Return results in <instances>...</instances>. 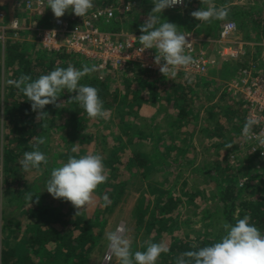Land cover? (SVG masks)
I'll return each mask as SVG.
<instances>
[{"label": "trees", "instance_id": "trees-1", "mask_svg": "<svg viewBox=\"0 0 264 264\" xmlns=\"http://www.w3.org/2000/svg\"><path fill=\"white\" fill-rule=\"evenodd\" d=\"M117 1L133 3L135 7L132 10H122V12H120L118 11ZM212 2L215 6L219 7L217 3L227 2V0H212ZM93 4L95 7L113 5L117 8L112 20L108 24L102 25L104 30L113 32L125 31L131 34H141L140 26L154 7L152 0H93ZM18 5L21 6V0H19ZM185 5L184 8L179 10L165 9L161 15V22L167 21L175 23L179 27L178 30L183 34L205 28V34L208 35L207 38L219 40L221 26L225 24L226 21H237L236 19L240 18L244 20L247 17L246 12L242 11V9L232 8L226 20L215 19V21H211L210 23L199 24L200 21H192L190 19V13L199 8H206L208 5L203 4L202 0H185ZM47 10H49V8ZM47 10L39 17V27H51L56 19H52L50 14H47ZM15 15L25 16L22 12H17ZM62 18L65 21L74 22L72 16L68 17L64 15ZM237 22L239 26H241V20ZM256 24H258V22H256ZM258 26L259 25H256V28H258ZM13 33V30L6 29L4 34L7 39L4 43L0 40V90H3V123L1 124L2 130L0 135L2 138L0 161L3 163V182L8 189H11L13 184L17 182L22 186L23 189H19V192L22 193L20 196L21 198L14 199L15 201L13 203L18 210L21 211L26 207H31L33 212L30 213V217L35 220L36 216L43 215L44 217L38 222H35L33 226L28 227L24 232V237L12 247L9 244V240L11 237L17 238L18 234H16V231H20V227L15 224L14 218L10 217L15 211L11 214L1 211L0 221L3 219L1 230L6 234V238L4 249L0 251V264H89L92 257L91 255L95 251L94 249L103 235V228L95 230L93 220H85V217L82 215V217H73L75 216V212L71 210L70 216L72 217V221H70V223L67 221L68 217L64 218L66 220L58 218V220L49 221L50 217H57L67 203L71 204L69 201L58 199L55 209H52L53 213H50L49 208H45L47 205H43V208L37 205V203L31 204V202L25 198L28 192L38 195L40 200H44L45 198L41 195V187L46 184L45 180L49 177L53 168H51L50 164V152L52 150L51 144L54 130L55 132H64L60 142L64 143L65 147H67L66 151L68 155L64 156L66 159H68L69 156L79 157L85 153L81 147L86 143L89 135L79 134L80 129L85 130L104 122L110 125L116 123V125H119V128H125L122 130V134L128 137L127 140L136 141L145 139L150 142L151 148L148 154L135 152L127 158L124 164H122L120 161L123 157L118 154L125 149L126 143L122 138V134L116 133V135H110L112 144H114L111 146L110 150H108L109 154L103 161L108 170V180L106 183L99 185L95 193L99 196V205H104L102 200L103 195L107 194L110 196L112 199L111 205H113V207L104 208L112 212L120 203L118 199L123 195L124 189L127 187L131 177L138 178L139 181L145 182L151 175L160 174L166 177L169 172H171V169L178 168L180 165L171 162L173 161L170 159L171 153H174V155H181L186 161L191 155L193 164L195 155H193V151L190 152V150L191 148L193 149L194 145L186 140H181L180 137L186 125L190 123L196 125L200 121H198L199 114L195 113L196 103L200 100L197 91L198 86L194 80L185 83L184 81L177 83L173 81L169 84L167 82L168 79L165 78H162L164 80H160L161 83L158 84L156 80L159 79L157 78V73L144 69L140 65H131L122 72H115L107 68V72L103 74L102 79L97 70L89 76L84 77L80 83L94 86L99 90V96L103 101L104 108L109 110L106 117L89 118L84 109L80 107L79 103L71 99L75 93H68L67 90H64L60 93V97L58 98V103H61L60 108H56L53 105H46L44 111L48 113V116L38 121L36 119V112H33L31 109V102L27 100V97L24 96L22 92L17 90L14 86L8 85L6 81L9 79H17L23 74H28L33 79H36L41 75L47 74L55 67L67 68L68 65L71 64L77 69H81L85 64L91 66L94 63L83 56L67 53L66 51H46L42 55H38L36 54V47L38 44L35 41L32 45H26L25 42L19 39H13ZM257 52V55H260L259 47H257ZM244 61L243 58L232 60L231 63H229L228 60H223L221 63L223 77H227V79L229 77L230 79L233 78L232 74H230L231 71H240L241 68H244L247 64V62L244 63ZM256 62L257 70L264 74V60L258 59ZM182 75L184 74L177 76L181 77ZM158 85L161 86L162 89L158 87ZM215 93L217 94L218 92H211V94L207 96L210 106L204 111L205 117L202 118L199 130L201 135H205L203 136L205 140H215L213 146L216 150H220L222 143L220 144L217 141L220 139L223 141L227 139L225 132L229 129L224 126L226 121L223 120V117L226 118L227 116L225 120L231 118H237V120H239L240 123L236 125L237 130L235 135L238 136L239 133L240 136L238 138H240L246 121V115L244 117L243 113V116H241V106L244 103L237 107L236 100L229 98L231 101L230 105L227 103L223 106L219 101H214L216 97ZM159 97H161L159 103H162L164 100H166L168 104L171 103L173 108L177 110V114L175 117L172 114L164 115V118L167 120V123L165 122L166 126H160L156 123V117H150L148 119V122L150 121L148 130L142 131L141 126L136 122L140 116V111L143 109L142 104L150 103L154 107H158L159 103L157 104L155 99H159ZM149 100H152L151 102L153 103L149 102ZM212 102L215 103L212 104ZM156 113L159 115L163 112L162 110H158ZM130 114L135 115L134 118L136 120L134 125L131 122H127V117ZM57 120L61 122L56 125ZM133 130H135V132H133ZM164 130H168V133H165ZM135 134H139L141 138H134L136 137ZM106 136L107 135L102 136L101 142L103 145L108 146L109 144L108 139L105 138ZM37 138L46 139V143L40 145V150L48 157L49 163L47 165L42 164L44 172L41 177L25 181L22 172L18 171L23 170L20 165V160L22 158L19 160L18 158L21 157L24 152L33 150ZM175 140L180 141L179 144H176ZM76 146H78V150L74 153L72 149ZM224 146L225 156L223 157V161L218 163H225L224 171H222V169L217 170L216 165L213 167V161L195 169V172L202 173L204 176L208 177V180L212 181L215 188L214 198L217 204L219 203L220 205L221 203L222 207H218L213 212H211L209 207H205L200 213L199 221H197L205 227V236L200 239L202 235L197 232L196 241H191L189 239L175 240L169 246L170 251L161 254L160 264H175L176 258L180 253L188 250H196L199 247L209 246L218 241L224 234L222 228L224 222L235 224L236 219L243 218L246 214L250 215L252 223H254L261 232H264V161L257 157L252 158L247 156L246 164L236 169V167L230 166L229 159L230 153L234 151L231 152L234 146L228 148L227 143H225ZM207 151L208 148L203 149V153ZM187 154L189 156L186 158ZM255 160L257 161L255 162L256 164H263V167L256 168L258 165L254 166L252 163ZM211 172H213L214 175H212ZM225 172H231L235 175H244L243 177H245L246 181L240 184L235 181V177L232 180L223 178ZM242 172L244 174H242ZM124 173H128L131 177L126 178V180L124 178L119 179ZM216 182H218V184H216ZM109 187L112 188L110 192L107 191ZM143 197L144 195L141 194L133 207L132 216L139 228H143L145 225L153 226L156 220L157 224L163 229H167L168 232H171V226L175 228H179L180 226L189 228L192 224L189 220L176 223L175 216H169L180 203L169 193L165 194V196H157L156 204H160L161 207L156 205V208L154 207L152 209H150V204L146 206ZM193 198L195 197L192 196V199ZM21 199H24V202ZM33 199L35 200V197ZM189 203H193L192 200H189ZM71 207L74 209L73 205H71ZM157 208L160 209L159 212H161V215H167L169 218L160 220L154 218L156 215L155 211L158 210ZM99 209L100 208L97 209L98 214ZM148 214L150 215V219L146 220ZM62 216H64V214ZM147 226L145 227L147 228ZM74 229H77V235H74ZM151 241L160 243L159 237H154ZM142 245L143 244L137 246L135 243L132 244L133 251H143L144 248ZM43 255L45 257H43Z\"/></svg>", "mask_w": 264, "mask_h": 264}, {"label": "rangeland", "instance_id": "rangeland-1", "mask_svg": "<svg viewBox=\"0 0 264 264\" xmlns=\"http://www.w3.org/2000/svg\"><path fill=\"white\" fill-rule=\"evenodd\" d=\"M7 2V3H6ZM4 3V1H3ZM19 0H10L5 1V4H1V9L3 8L5 11H8L7 19L11 20L17 12H22L21 6L18 5ZM218 6H227L229 11L232 10V8H239L242 9V11L246 12L247 17L243 19H236L237 21L241 20V26H239V23L234 20H228L233 21L236 23V31L230 37L228 40H225L224 42L220 43L219 40L209 39L207 38L208 35L206 33L205 28H201L200 30L192 31L193 37L196 40V46L198 49H207V53L210 57H212L214 63L209 67V70L207 74L203 76H191V75H182L172 77L171 75H163L162 73H157L159 79L157 80V83L160 84L161 81L165 79H168V83L171 84L174 82H181L184 81H191L194 80L195 83H197L198 86V93L200 96V100L198 103H196L195 107V113L199 114V123L193 124L190 123L184 127V130H182V134L180 139L186 140L189 143L191 142L192 145H194L193 149L191 148L190 152H192L193 155H195L194 162L192 164V156H189L186 159L182 157L181 155H174V153L170 154V159L173 160L171 162H174L176 165H180L178 168L171 169V172H169L168 176L164 177L160 174H154L151 175L148 180L145 182H141L138 180V178L131 177L128 173H124L119 179L124 178H130L129 183L127 184V187L124 189L123 195L118 199L120 202L112 212H109V210H106L104 205L100 204L99 196L94 193V203L90 206H87L86 208L82 209L78 215H76V209L72 208L71 205L67 203L64 208L62 209V212L55 218L49 219L51 220H58V218H67L68 223L72 221V217L70 216L71 211L75 212V216L73 217H79L84 216L83 218L85 220L91 219L94 221L95 224V230L103 228V235L101 236L100 242L97 244L95 251L92 253L91 261L89 264H118L115 257L112 258L110 262L105 261V255L107 251V240L105 238V234L108 231L114 230L118 225L123 224L128 229V235L132 239L133 243L137 246H140L143 244L145 240H151L154 237H159L160 242L165 243L168 247L175 241L180 239H189L191 241H196L197 238V232L200 233L202 236H200V239H202L205 234L206 230L205 227H203L199 222L200 213L205 207H209L211 212L215 211L218 207H222L221 203L217 204L215 197V188L212 184L211 180H208V177L204 176L200 172H195L196 168L204 166L208 162H214L213 167H215L217 170L222 169L224 171L225 163L224 164H218L223 161V157L225 156V143L231 144L234 146V149L231 150L233 153H230L229 159H230V166L236 167L238 169L243 164H246V157H252L255 158L258 156L250 154L252 153L249 149V146L246 144H241L242 142V136L238 138L240 135L238 133V136H236V125L239 122L237 118L227 119L223 117V120L225 122V127L229 128L226 132V138L224 141L222 139L218 140V143H222V147H220V150H216V148L213 146L215 143V140L207 141L203 138L205 135L200 134L199 126L202 123V118L205 117L204 111L205 109L210 106V103L208 102L207 96L211 94V92L217 91L216 97L214 98L215 102H220L223 106H225L227 103L230 105V99L236 100V106L239 107L243 103L242 98L239 95H234L232 92L228 90V84L231 82L230 77L227 79V77H223V69L221 66L222 59L219 57V50L223 45H231V46H240L241 47V53L239 55V59L243 58L245 62H247L246 66L244 68H241V70L250 68V67H257V60H264V0H227V2L223 3H217ZM118 5V11L122 12V10H132L135 7V4L129 3V2H122L117 1ZM9 8V9H8ZM49 10L47 14H50L52 19H55L52 10L50 7H48ZM252 9V11H251ZM3 11V10H2ZM192 12V11H191ZM0 14L1 11H0ZM24 14V13H23ZM251 14V15H250ZM66 16H72L73 12L71 9L66 11ZM23 16V15H21ZM41 14H38L37 12L34 13H28V15L23 16L22 19L26 21V26L30 27L31 29H39V17ZM62 18V17H61ZM190 19L192 21H195L196 19L190 16ZM215 21V19L212 20V22ZM258 22V24H256ZM206 24L208 22H199V24ZM38 25V26H37ZM256 25H259L258 28H256ZM36 33V32H35ZM34 30H26L22 32L20 35V40L22 42H25L26 45H32L34 44ZM207 35V36H206ZM219 41V42H216ZM222 45V46H221ZM209 46V47H207ZM221 46V47H220ZM27 47V46H26ZM202 47V48H201ZM207 47V48H206ZM257 47L260 49V55H257ZM29 48V47H27ZM36 54L42 55L43 51H40L39 47H36ZM257 52V53H256ZM47 56V55H46ZM81 56V55H80ZM83 57L89 59L88 57L82 55ZM238 59V60H239ZM90 62L94 63L97 66L98 73L100 78L102 79L103 74L107 72V69L100 70L98 67V62L94 59H89ZM229 63L232 62V60H229ZM228 63V64H229ZM109 68V67H108ZM111 69V68H110ZM113 70V69H111ZM240 71H231L230 74H232L233 79L240 80L241 78H244V76L241 75ZM115 71V70H113ZM120 72V71H115ZM122 72V71H121ZM161 80V81H160ZM162 89L161 86L158 85ZM209 92V93H208ZM206 96V97H205ZM159 99H155V102L158 104ZM3 90H0V135H1V124L3 123V112H2V103H3ZM152 100H149L151 102ZM215 102H212L214 104ZM153 103V102H151ZM142 110L139 113V118L136 122L141 126V130L145 131L148 130V119L150 117H156V123L160 126H166L167 123L166 118H164V115L166 114H172L174 117L177 114V110L173 108V105L170 103L168 104L166 100H164L162 103L158 104V107H154L150 103H143L142 104ZM242 115L244 113V117L246 115V109L245 105L242 104ZM162 110L163 113H160L157 115L156 111ZM244 111V112H243ZM238 115V114H237ZM135 115L130 114L127 117V122H131L134 125L135 122ZM201 118V119H200ZM246 118V117H245ZM61 121L57 120V123H60ZM166 122V123H165ZM118 125V124H117ZM116 123L109 124L107 122H104L102 124H98L95 127H91L88 129L79 130V134H86L89 135L88 140L86 143H84L81 147L85 151L84 154L89 153H99L104 158H106L109 154V151L112 144V139L110 137L111 134L116 135V133L122 134L123 129L125 128H119V125L117 126ZM132 125V126H133ZM114 128V129H113ZM77 130V129H73ZM136 130V129H135ZM133 130V132H135ZM138 131V129H137ZM165 133H168V130H164ZM54 134L52 135V144H51V152H50V164L51 168L61 166L63 163L67 161L64 156L68 155L67 153V147H65L64 143H61L60 140L63 137L64 132H58L54 130ZM107 135L105 138L108 139V146H105L102 144V136ZM136 137L134 138H141L139 134H135ZM1 138V136H0ZM122 138L124 142L126 143L125 149L120 152L118 155H121L123 159L120 161L122 164H124L128 157L133 155L135 152H140L142 154H148L150 152L151 144L149 141H146L145 139L140 140H127V136H123ZM176 144H179L180 141L175 140ZM2 145V138L0 139V148ZM190 148V147H189ZM208 148V151L206 153H203V149ZM243 148V149H242ZM76 150H78V146L75 147ZM238 150V151H237ZM189 152V150H188ZM236 155V156H235ZM235 156V157H234ZM23 158V154L21 157ZM215 158V159H213ZM217 160V161H216ZM2 162V161H0ZM256 160L253 163V165H258L256 168L263 167V164H256ZM190 168H189V167ZM175 169V170H174ZM44 167L41 165L40 169H31L30 171H24V170H18L22 172L24 176L25 181L34 180L38 177H41L43 174ZM135 172V169H134ZM239 172V171H238ZM4 171H3V164H2V170L0 172V216L1 211L12 213L13 215H10V217L14 218L15 224H17L20 227V231H16L15 233L18 234L17 238L11 237L9 240V244L13 247L15 246L20 239L24 237V232L27 230L28 227L33 226L35 222H38L41 218H43V215L36 216V220L30 217V213L33 212L31 207H26L23 210H18L15 205L13 204L14 201L17 198H21V192H19V189H23L22 186H20V183L13 184L11 189H8L7 186H5L3 179H4ZM212 175H214L213 172H211ZM242 174H244L242 172ZM50 176V175H49ZM244 175L240 174H233L231 172L227 173L225 172L223 175V178H228L232 180L235 177V181L237 183H243L246 181ZM49 177H47L48 179ZM19 179V177H18ZM47 179L45 181H47ZM46 183V182H45ZM218 184V182H216ZM44 184L41 187V195L44 198V200H40L37 203V205H40L44 208H49L50 213H53L52 209H55V205L58 202V199H54L46 190H45ZM106 190V189H105ZM112 190L111 187L108 188V192ZM170 194L171 196L175 197L176 200L179 203V205L174 209L172 214L175 216L176 223L183 222L184 220L191 221L192 224L188 227L180 226L179 228H175L174 226H171V232H168L167 229H163L160 227V225L157 224V220L153 223V226H143V228H139L136 224L134 218H133V207L140 198L141 194L144 195L143 201L145 200L146 206L150 204V209L156 208V200L157 196H165V194ZM109 196V195H108ZM192 196L195 198L192 199ZM110 198V196H109ZM15 199V200H14ZM24 202V199H21ZM20 200V201H21ZM189 200H192L193 203H189ZM110 201L112 203V199L110 198ZM111 203L107 207H113ZM52 204V205H51ZM157 206H160L158 204ZM99 209V214L97 213V209ZM15 209V210H14ZM158 210L155 211L156 215L154 218H158V220L166 218L168 219L169 216L167 215H161V212ZM71 210V211H70ZM104 213V214H102ZM29 214V215H28ZM34 214V213H33ZM64 214V216H62ZM70 216V217H69ZM81 216V217H82ZM150 219V215L148 214V217L146 220ZM165 219V220H166ZM66 220V219H64ZM57 222V221H56ZM3 224V219L0 221V251L4 249V242L6 238V234L2 232L1 226ZM14 224V225H15ZM103 226V227H102ZM145 227V228H144ZM160 231V233H159ZM74 235H77V229L73 230ZM159 233V235H158ZM43 257H45L43 255ZM161 258L159 257L156 261V264H160Z\"/></svg>", "mask_w": 264, "mask_h": 264}, {"label": "clouds", "instance_id": "clouds-1", "mask_svg": "<svg viewBox=\"0 0 264 264\" xmlns=\"http://www.w3.org/2000/svg\"><path fill=\"white\" fill-rule=\"evenodd\" d=\"M152 3L154 7L140 26L141 35L134 38L142 45V52L145 49H155L154 64L159 66V71L164 76L170 73L175 77L176 69L193 65L196 61L192 55L186 53V49L191 48V43L186 39L188 36L180 32L175 23L161 22V15L165 9L177 5L186 6L185 0H152ZM202 3L208 6L190 13L197 21L210 23L213 19H227L229 15L227 6L217 7L212 0H202ZM47 5L56 18L63 17L69 9L76 16L84 17L94 7L93 0H47ZM97 70L95 64L91 66L85 64L81 69L69 64L67 68L55 67L36 79L23 74L17 79L7 80L6 83L27 97L31 102L32 111L37 114L38 121L48 116L44 111L46 105L60 108L58 98L64 90L75 93L71 99L79 103L89 118H104L109 110L104 108L99 90L94 86L80 83L84 77ZM258 124L259 119L250 115L246 118L242 136L248 140L253 139L255 133L252 129ZM260 142L264 144V140ZM45 143V138H37L33 150L24 152L20 160L24 171L40 169L42 164L49 163L48 157L40 150V145ZM227 147L231 148L232 145L228 144ZM72 151L75 153L76 149L73 148ZM103 161L104 157L99 153L69 156L61 166L52 168L45 190L54 199L71 202L78 215L82 209L95 202V191L108 180V170ZM25 198L31 204L39 202V196L31 192L26 193ZM102 200L105 207L111 203L107 194L103 195ZM222 228L224 234L218 241L209 246L180 253L175 264H264V232L252 223L250 215L246 214L243 218L236 219L235 224L224 222ZM105 238L106 262L115 257L118 264H156L161 254L170 251L165 243H154L151 240L143 242V251H133V241L123 224L106 232Z\"/></svg>", "mask_w": 264, "mask_h": 264}, {"label": "built area", "instance_id": "built-area-1", "mask_svg": "<svg viewBox=\"0 0 264 264\" xmlns=\"http://www.w3.org/2000/svg\"><path fill=\"white\" fill-rule=\"evenodd\" d=\"M184 7L177 5L168 9L179 10ZM47 9V0H21V11L25 15L34 12L43 14ZM116 10L117 8L113 5L94 6L84 17L73 14V23L65 21L63 18H56L51 27H40L36 30L26 26V21L22 19L23 16L13 17L9 25L3 28L0 40L4 43L7 39L4 34L6 29L14 31L13 39L16 40L20 39L22 32L34 30L36 43L44 51H66L67 53L84 55L89 59L96 60L100 70L109 67L121 72L131 65H140L144 69L161 73L159 66L154 64L155 49H145L142 52V45L134 38H138L141 34L106 31L102 28V25L104 26L112 20ZM235 31V22L229 21L223 24L220 29V42L228 40ZM185 35L188 36L186 39L191 43V48L186 49V53L192 55L196 63L176 69V76L180 74L203 76L207 74L214 61L208 55L207 49L197 48L193 33H186ZM240 53V46L231 45H223L218 52L222 60H238ZM241 75L244 78L240 80L232 78L230 80L228 90L242 98L246 109V118L252 115L259 119V124L252 129L255 133L254 138L248 140L242 136L241 144L249 146L252 152L250 154L257 155L260 160L264 161V144L260 142L264 140V74L258 71L257 67H250L241 70ZM2 164L0 162V172Z\"/></svg>", "mask_w": 264, "mask_h": 264}, {"label": "crops", "instance_id": "crops-1", "mask_svg": "<svg viewBox=\"0 0 264 264\" xmlns=\"http://www.w3.org/2000/svg\"><path fill=\"white\" fill-rule=\"evenodd\" d=\"M4 1V3H3ZM5 1H10V0H0V3L3 5L5 4ZM7 3V2H6ZM0 4V5H1ZM9 9V8H8ZM3 10V11H2ZM0 11L2 14H0V33L2 32L3 28H6L8 25H9V22L10 20L7 19V16H8V11H5L3 8L1 9V6H0ZM74 14V13H73ZM15 15V14H14ZM14 17H19L18 15H15ZM22 34V33H21ZM35 37V36H34ZM35 39V38H34ZM20 40V39H19ZM36 42V39L34 40ZM222 46V45H221ZM220 46V47H221ZM209 47V46H207ZM206 47V48H207ZM202 48V47H201ZM39 49H41L40 51H43V52H46L44 51L41 47H39ZM206 50V49H205ZM3 100V99H2Z\"/></svg>", "mask_w": 264, "mask_h": 264}]
</instances>
